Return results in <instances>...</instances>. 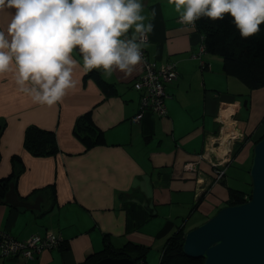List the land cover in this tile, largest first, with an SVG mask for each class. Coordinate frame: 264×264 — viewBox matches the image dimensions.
Returning <instances> with one entry per match:
<instances>
[{"label":"crops","instance_id":"obj_1","mask_svg":"<svg viewBox=\"0 0 264 264\" xmlns=\"http://www.w3.org/2000/svg\"><path fill=\"white\" fill-rule=\"evenodd\" d=\"M144 3L145 14L152 7L157 9L145 58L176 65L177 76L164 87L166 115L144 110L138 121L132 120L139 108V92L132 84L143 62L130 74L116 71L105 76L100 70L104 81H99L87 74L82 58L74 54L81 62L74 72L77 86L53 106L36 104L19 91L14 73L0 75V119L6 122L0 135V177L9 174L10 158L18 155L25 165L16 185L19 195L51 183L56 186V201L43 214L41 210L52 205L46 190L41 197L24 200L33 204L40 197L39 208L13 210L0 203V227L18 239L46 229L63 239L59 247L44 249L33 258L15 254L3 257L0 264H83L88 255L102 249V233L116 247L126 241L150 246L145 264H153L169 234L179 226L187 231L194 228L226 201L227 169L239 167L238 163L246 171L252 138L264 130V122L260 124L264 87L248 90L224 72L219 55L198 54L200 33L177 19L169 0ZM11 11H0V30L6 31ZM244 87L246 105L241 97ZM224 105L232 106L226 119L248 137L235 157L224 158L230 144L223 156L216 152L213 136L224 121ZM87 110L106 143L85 150L72 125ZM29 124L53 130L60 151L44 157L26 151L22 140ZM218 159H223L225 174L214 180L211 165ZM186 161L194 162V169L183 168ZM199 175L202 180L197 181ZM199 195L200 215L191 224L182 219L175 222L193 211ZM161 237V243L156 242Z\"/></svg>","mask_w":264,"mask_h":264},{"label":"clouds","instance_id":"obj_2","mask_svg":"<svg viewBox=\"0 0 264 264\" xmlns=\"http://www.w3.org/2000/svg\"><path fill=\"white\" fill-rule=\"evenodd\" d=\"M169 2L193 31L201 18L229 15L240 36L249 38L264 23V0ZM145 8L144 0H0V11L14 10L6 31L0 30V75L14 73L19 91L53 106L77 86L74 72L81 62L74 54L87 71L130 74L151 47L157 9L145 14Z\"/></svg>","mask_w":264,"mask_h":264},{"label":"trees","instance_id":"obj_3","mask_svg":"<svg viewBox=\"0 0 264 264\" xmlns=\"http://www.w3.org/2000/svg\"><path fill=\"white\" fill-rule=\"evenodd\" d=\"M259 28L260 31L258 34L249 38H242L233 25L232 18L229 15H225L223 20L218 21H211L207 18H201L196 21V30L201 35V42L205 47L204 51L219 55L222 58L224 72L236 77L248 90L264 86V23ZM87 74L95 75L99 81H104L101 79L100 70L94 69L88 71ZM5 124L6 122L0 119V135ZM72 133L82 143L85 150L106 143L103 131L94 123L91 110H87L75 118ZM262 135L252 138L253 144L260 140ZM244 141L245 139L233 149L232 157L236 156ZM22 145L26 151L36 157L54 156L60 151L54 131L39 127L35 124H29L25 127ZM10 160L12 163L11 171L8 175L0 177V203H4L10 209L20 210L25 207L12 206L6 201L5 194L9 189L10 183H12L13 189L16 192L17 181L24 171L25 165L18 155H12ZM248 169L247 167V172ZM226 189L228 194L225 201L226 205L245 202L251 195V184L248 191L233 187L229 184L226 185ZM44 190L48 191L52 205L41 210L43 214L49 211L56 201L55 183L34 189L26 196H21L16 193L18 198L26 200L30 196L37 195L41 197ZM201 197L202 195L196 200L192 207L193 210L197 208ZM6 231L9 233L8 230ZM186 231L184 226H179L177 230L165 238L161 248L160 258L156 264H203L204 259L202 257H190L183 252L182 244ZM11 236L14 237L13 235ZM58 236H60V240H57L56 248L63 242L61 235L58 234ZM14 238L18 239L16 237ZM102 242V249L88 255L83 264H97L101 258L105 257H127L132 259L136 264H145L146 255L150 250V246L148 245L130 241H126L121 246L116 247L107 238V233H102ZM8 256L13 255H6V257Z\"/></svg>","mask_w":264,"mask_h":264},{"label":"water","instance_id":"obj_4","mask_svg":"<svg viewBox=\"0 0 264 264\" xmlns=\"http://www.w3.org/2000/svg\"><path fill=\"white\" fill-rule=\"evenodd\" d=\"M246 105V100L243 101ZM251 195L245 202L226 205L188 230L183 252L202 257L203 264H264V137L252 146L248 169ZM12 206L39 208L40 197L30 204L18 198L12 183L5 194ZM97 264H136L132 259L101 258Z\"/></svg>","mask_w":264,"mask_h":264},{"label":"built area","instance_id":"obj_5","mask_svg":"<svg viewBox=\"0 0 264 264\" xmlns=\"http://www.w3.org/2000/svg\"><path fill=\"white\" fill-rule=\"evenodd\" d=\"M179 20V18H177ZM205 47L201 42L198 47V54L204 52ZM143 69L141 74L136 77L133 82V87L139 92V107L140 111L150 110L152 113L158 116L166 115L165 98V84L174 80L177 76L176 65L174 61H167L160 64L148 61L144 56ZM141 115L138 114L136 119ZM225 125L223 121L222 127ZM237 132H234L232 136L241 135L239 128L233 123ZM220 138V137H219ZM218 140L220 143V140ZM209 140V139H208ZM223 159H218L212 162L213 165H223ZM184 168L194 169V162L186 161ZM224 169L217 171V176L220 178ZM201 177L198 176V180ZM57 240H60V236L55 234L51 230L45 231V233H32L26 238L15 239L6 230L0 227V249L3 256L21 254L26 258H33L34 254L41 252L44 249L52 248L56 246Z\"/></svg>","mask_w":264,"mask_h":264},{"label":"rangeland","instance_id":"obj_6","mask_svg":"<svg viewBox=\"0 0 264 264\" xmlns=\"http://www.w3.org/2000/svg\"><path fill=\"white\" fill-rule=\"evenodd\" d=\"M198 51V50H197ZM262 87H264V86H262ZM261 88V87H260ZM257 89V88H256ZM243 91V94L241 95V97H242V100L244 101V100H248V97H247V95H246V93H247V88H245L244 87V89L242 90ZM143 110L142 111H140V107L138 108V112L136 113V115L132 118V120H135V121H138L141 117H142V114H143ZM141 113V115H140V117L139 118H137L136 119V116L138 115V114H140ZM264 122V116H262V118H261V121H260V124L261 123H263ZM72 127H73V125H72ZM239 132L241 133V135H238V136H232V134H233V131H230V130H228V132H227V134H229V142H228V144H230V149H229V151H228V153L227 154H225V156H224V158H226V155H228V156H232V154H231V151L233 150V149H235L236 147H237V145H239V143H241L242 142V140L243 139H245V140H247L248 139V137H246L245 136V133L244 132H242L241 130H239ZM264 133V130L263 131H259L257 134H256V137H258V136H260V135H262ZM221 135H222V130L219 128V130H218V132L215 134V136H213L215 139H218L219 137H221ZM211 137V136H210ZM264 137V134L262 135V138ZM219 140H220V138H219ZM215 142V144L217 145V146H219L220 145V143H219V141L218 140H215L214 141ZM245 144V141L243 142V145ZM250 162H251V155H250V161L248 160V162H247V166L249 167L250 166ZM183 165H184V163H183ZM235 165H237V166H239V167H229L228 169H227V171H226V175H225V178H226V180H227V182H228V184L229 185H231V186H233V187H236V188H239V189H242V190H246V191H248L249 190V187H250V184H249V181H250V177H249V174H248V172L247 171H245V170H242L243 168L238 164V163H235ZM223 166L224 165H222V164H220V165H211V172H210V174L212 175V177L214 178V180H218V179H220L218 176H217V171H220V170H222L223 169ZM242 169H241V168ZM246 167V166H245ZM200 177H201V175H199ZM4 177V176H3ZM197 181H200V180H202V178H200L199 180H198V177H197V179H196ZM203 193V192H202ZM204 194V193H203ZM200 196V195H199ZM198 196V197H199ZM197 197V198H198ZM226 204V202H224V203H221V204H219L217 207H215V213L220 209V208H222L224 205ZM226 206V205H225ZM179 208V210H181V211H179V212H182V208L181 207H178ZM215 213H212L211 215H209L208 217H206V219L207 218H209L210 216H212V215H214ZM189 214V215H188ZM198 215H200V211L198 210V209H194L192 212H188V213H186L185 215H181L182 217H179V218H175V222H178L179 220H181L182 219V221L183 220H188L189 222H190V224L192 223V219L193 218H195L196 216H198ZM205 219V220H206ZM205 220H203V221H205ZM202 221V222H203ZM201 222V223H202ZM200 224V223H199ZM198 224V225H199ZM194 226H196V225H194ZM162 227V226H161ZM160 227V228H161ZM187 232V231H186ZM161 241H162V237L160 238V240L159 239H156V242H160L161 243ZM153 250H156V248L155 249H153ZM159 254H160V252H158V253H155V255H154V259H153V264H156L157 263V261H158V258H159ZM3 257H6V256H3L2 255V252H1V249H0V262H1V260H2V258ZM150 264H152V263H150Z\"/></svg>","mask_w":264,"mask_h":264},{"label":"bare ground","instance_id":"obj_7","mask_svg":"<svg viewBox=\"0 0 264 264\" xmlns=\"http://www.w3.org/2000/svg\"><path fill=\"white\" fill-rule=\"evenodd\" d=\"M224 111L221 113L222 120L225 121V125L222 127V135L220 137V145L217 147L216 152L218 155L223 156L229 149V134H227L228 130L237 132V130L233 127L232 123L229 122L226 118L230 115V111L232 110L231 105H224Z\"/></svg>","mask_w":264,"mask_h":264},{"label":"flooded vegetation","instance_id":"obj_8","mask_svg":"<svg viewBox=\"0 0 264 264\" xmlns=\"http://www.w3.org/2000/svg\"><path fill=\"white\" fill-rule=\"evenodd\" d=\"M223 169H224V166H223ZM224 174H225V169H224V171H223V174H222V176H223ZM222 176H221V177H222Z\"/></svg>","mask_w":264,"mask_h":264}]
</instances>
